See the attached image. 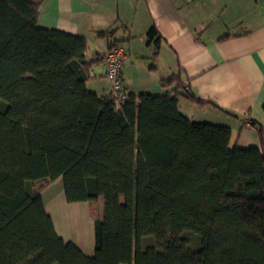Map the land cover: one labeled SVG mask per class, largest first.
Instances as JSON below:
<instances>
[{
  "label": "trees",
  "instance_id": "trees-1",
  "mask_svg": "<svg viewBox=\"0 0 264 264\" xmlns=\"http://www.w3.org/2000/svg\"><path fill=\"white\" fill-rule=\"evenodd\" d=\"M38 16L37 0H0V264H264L260 124L258 146L229 148L228 126L180 111L178 95L202 101L178 76L162 95H98L92 64L121 42L98 32L108 50L88 60L83 36ZM55 180L67 202L103 199L92 257L55 231Z\"/></svg>",
  "mask_w": 264,
  "mask_h": 264
},
{
  "label": "crops",
  "instance_id": "crops-1",
  "mask_svg": "<svg viewBox=\"0 0 264 264\" xmlns=\"http://www.w3.org/2000/svg\"><path fill=\"white\" fill-rule=\"evenodd\" d=\"M38 25L86 39V59L108 50L98 32H113L112 40L126 47L122 66L128 92L162 95L178 76L202 102L178 95V107L189 119L226 125L228 147H256L252 128L264 131V4L262 0H37ZM155 31L148 36V33ZM159 36V37H158ZM89 90L109 94L103 61L92 64ZM180 98L187 103L181 110ZM233 114V115H231ZM60 180L46 185L41 196L56 233L85 256L95 251L94 220L103 217V199L93 206L67 202ZM99 203V202H98ZM96 210V217L94 212Z\"/></svg>",
  "mask_w": 264,
  "mask_h": 264
},
{
  "label": "built area",
  "instance_id": "built-area-1",
  "mask_svg": "<svg viewBox=\"0 0 264 264\" xmlns=\"http://www.w3.org/2000/svg\"><path fill=\"white\" fill-rule=\"evenodd\" d=\"M262 2L264 4V0H262ZM126 55V47L123 44L118 43L110 48L103 58L105 77L109 81L110 91L112 95L118 99H124L126 97L121 74Z\"/></svg>",
  "mask_w": 264,
  "mask_h": 264
},
{
  "label": "rangeland",
  "instance_id": "rangeland-1",
  "mask_svg": "<svg viewBox=\"0 0 264 264\" xmlns=\"http://www.w3.org/2000/svg\"><path fill=\"white\" fill-rule=\"evenodd\" d=\"M180 101H181V110L184 112V113H189V114H191L192 113V111L193 112H195V110H191L190 109V111H188V110H186V108L185 107H187V104H189V103H187V101L184 99V98H180ZM60 184H61V182H60ZM99 202V203H98ZM98 205H100V201H99V198H98V200H97V202H96V204L94 205L95 207L96 206H98ZM95 207H93L94 209H95ZM94 216L96 217V210H95V212H94ZM153 242V240H152V238H146L145 240H144V242H143V244L144 245H150L151 243Z\"/></svg>",
  "mask_w": 264,
  "mask_h": 264
}]
</instances>
